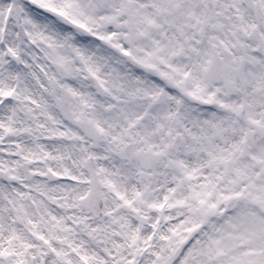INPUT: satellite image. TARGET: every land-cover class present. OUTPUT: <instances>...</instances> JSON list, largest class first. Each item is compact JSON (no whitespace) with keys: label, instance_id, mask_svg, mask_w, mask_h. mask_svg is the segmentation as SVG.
Masks as SVG:
<instances>
[{"label":"snow or ice","instance_id":"1","mask_svg":"<svg viewBox=\"0 0 264 264\" xmlns=\"http://www.w3.org/2000/svg\"><path fill=\"white\" fill-rule=\"evenodd\" d=\"M0 264H264V0H0Z\"/></svg>","mask_w":264,"mask_h":264}]
</instances>
